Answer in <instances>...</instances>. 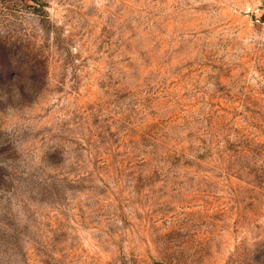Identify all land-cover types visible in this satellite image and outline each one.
I'll list each match as a JSON object with an SVG mask.
<instances>
[{"label": "rangeland", "instance_id": "374dc122", "mask_svg": "<svg viewBox=\"0 0 264 264\" xmlns=\"http://www.w3.org/2000/svg\"><path fill=\"white\" fill-rule=\"evenodd\" d=\"M0 249L264 264V0H0Z\"/></svg>", "mask_w": 264, "mask_h": 264}, {"label": "clouds", "instance_id": "9594fccd", "mask_svg": "<svg viewBox=\"0 0 264 264\" xmlns=\"http://www.w3.org/2000/svg\"><path fill=\"white\" fill-rule=\"evenodd\" d=\"M13 252L10 249H0V264H13Z\"/></svg>", "mask_w": 264, "mask_h": 264}]
</instances>
